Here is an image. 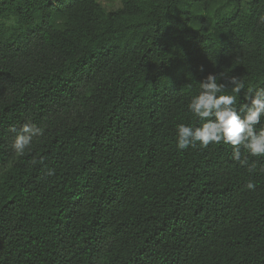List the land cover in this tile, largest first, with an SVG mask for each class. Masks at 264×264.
Listing matches in <instances>:
<instances>
[{
	"label": "trees",
	"instance_id": "1",
	"mask_svg": "<svg viewBox=\"0 0 264 264\" xmlns=\"http://www.w3.org/2000/svg\"><path fill=\"white\" fill-rule=\"evenodd\" d=\"M118 1L0 0V264H264V157L175 140L209 73L264 86V0Z\"/></svg>",
	"mask_w": 264,
	"mask_h": 264
},
{
	"label": "clouds",
	"instance_id": "2",
	"mask_svg": "<svg viewBox=\"0 0 264 264\" xmlns=\"http://www.w3.org/2000/svg\"><path fill=\"white\" fill-rule=\"evenodd\" d=\"M200 70L203 71V66ZM221 77L231 85L230 94L225 92V83L218 82ZM245 87V81L239 76L209 73L199 82L198 94L192 96L187 105L199 124L178 123L176 147L186 150L197 145L203 148L210 144L231 145V158L250 171L254 169L255 161L250 163V157H264V86L249 87L243 102L238 103V95ZM10 131L16 133L11 147L20 156L31 150L34 138L43 135L42 128L35 122H26L19 129L12 127ZM47 174H54V169H47ZM246 188L254 190L255 184L250 180Z\"/></svg>",
	"mask_w": 264,
	"mask_h": 264
},
{
	"label": "rangeland",
	"instance_id": "3",
	"mask_svg": "<svg viewBox=\"0 0 264 264\" xmlns=\"http://www.w3.org/2000/svg\"><path fill=\"white\" fill-rule=\"evenodd\" d=\"M107 8H117L120 5L118 0H100Z\"/></svg>",
	"mask_w": 264,
	"mask_h": 264
}]
</instances>
